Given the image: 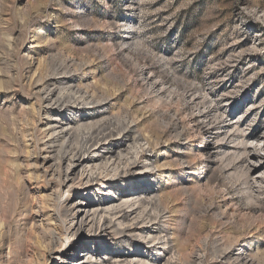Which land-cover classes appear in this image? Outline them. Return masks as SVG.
I'll return each instance as SVG.
<instances>
[{
	"label": "rangeland",
	"instance_id": "374dc122",
	"mask_svg": "<svg viewBox=\"0 0 264 264\" xmlns=\"http://www.w3.org/2000/svg\"><path fill=\"white\" fill-rule=\"evenodd\" d=\"M62 117L111 124L103 145L128 140L132 156L141 135L148 161L89 193L62 186L46 133ZM131 181L160 209L134 228L165 240L63 228L43 258L37 230L69 198L96 204ZM138 245L160 264H264V0H0V264H105Z\"/></svg>",
	"mask_w": 264,
	"mask_h": 264
},
{
	"label": "bare ground",
	"instance_id": "6f19581e",
	"mask_svg": "<svg viewBox=\"0 0 264 264\" xmlns=\"http://www.w3.org/2000/svg\"><path fill=\"white\" fill-rule=\"evenodd\" d=\"M42 89L44 91L43 93H45L44 97L46 98V104L48 106L65 107L67 104L66 99L69 97L68 95H57L56 90L45 85V83L42 85ZM84 121L85 120L82 119L78 122L77 129L75 127L76 125L72 126V119L62 117V119L60 118L62 124L59 122L49 123V132L45 130L47 135L51 138L49 141V148L52 149L57 146H53L54 144L60 143L57 163H51L49 167L56 168L55 171L60 177V184H62V186L70 188L81 184L86 186L84 192L89 193L94 183L100 184L101 186H109L115 181L119 183L124 182L125 177L135 176V166L138 165L141 159H143V161H148L146 157L148 150L145 147L147 143L143 144L145 138L141 135L131 139L136 146L132 156L130 152L127 153V150L125 151L120 147L121 144L119 147L118 145L116 147L114 144H109L108 146L107 144L103 145L104 142L110 141L116 134H114L115 130L112 128L111 124L105 126V124L90 123L88 125L87 123H83ZM251 139H253V137H251ZM127 141L128 140L121 146L124 147ZM46 146L48 147V144ZM153 146L155 147L156 145L154 144ZM97 148L102 149V151H99ZM44 163L49 164L50 161L44 160ZM145 167L148 168V165ZM135 185V181H131L130 187L132 191L122 195L116 193V191H120V189L111 186V192L109 193L110 197L96 204L89 201L85 196H74L72 199L69 198L65 210L63 209L65 212V215L63 214L65 220L63 222L61 221L58 225H42L39 227V231L37 230L38 233L35 236V245L44 253L43 258H46L60 246L59 244L62 243V237L64 236L62 233L63 228L66 231L65 235L68 236V240L76 235L80 236L81 233L85 232L90 235L91 240L95 242L98 238L97 235H106L107 229L110 231L109 234L136 235L137 239L142 240V242L149 241L148 243H150L162 239L165 240L167 235L162 236L161 231L156 232L149 229L139 230L137 226L134 228L135 222L137 221H140V224L143 225L157 221L158 217L155 216L154 213L160 210L157 208L158 206L156 205L157 202L155 198L147 195L140 198L137 192L140 188ZM148 192L150 193L151 191L149 190ZM109 234L107 236H109ZM168 244H170L169 241L164 243V245ZM138 247L139 249L134 251L132 255H126L127 258L124 256L110 257V262L108 261L105 264H160L158 260L153 261L150 256L144 255L141 251V245H138ZM89 255L90 254H87V256L82 257V259H78V263L76 264H94L88 261ZM115 257L122 259L113 261ZM166 264L172 263L168 260Z\"/></svg>",
	"mask_w": 264,
	"mask_h": 264
}]
</instances>
